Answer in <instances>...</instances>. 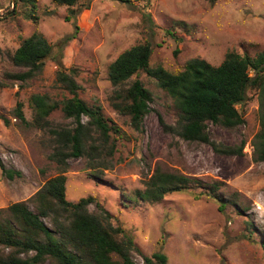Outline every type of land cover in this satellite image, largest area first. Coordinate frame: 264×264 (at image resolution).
Returning a JSON list of instances; mask_svg holds the SVG:
<instances>
[{"label": "rangeland", "instance_id": "374dc122", "mask_svg": "<svg viewBox=\"0 0 264 264\" xmlns=\"http://www.w3.org/2000/svg\"><path fill=\"white\" fill-rule=\"evenodd\" d=\"M86 2L89 7L84 6L76 17V29L72 21H66L69 7L53 0H36V20L26 17L29 8L24 1L0 0V113L10 120L6 124L0 118V209L27 201L36 211L31 198L58 173L57 164L49 159L51 132L33 123L31 96L47 93L59 103L49 117L51 122L72 125L62 110L71 94L56 83L59 68L53 60L27 82L5 77L8 71L22 70L12 62L22 40L40 32L55 52H63L65 66L77 72L80 97L100 106L125 133L117 140L114 155L107 157V168H88L84 157L70 160L67 198L77 202L96 197L112 214L113 224L134 237L139 250L133 256L138 264H144L142 254L155 252L165 253L167 264H264V161H255L253 145L262 130L259 91L249 90L240 108L244 123L231 128L209 123L211 138L220 146L239 147L245 142L242 153L229 154L165 132L160 119L176 124L179 112L169 93L146 72L132 80L139 78L152 91L153 101L142 129H134L129 117L112 106L117 88L108 76L110 65L122 52L145 42L153 46L150 66L173 72L194 58L218 66L229 51L256 56L264 50V0ZM18 102L24 104L26 122L15 118ZM1 164L19 174L8 177ZM156 168L205 184L219 183L216 193L224 198V209L196 184L167 194L160 202L141 200L135 194L145 188L144 181ZM89 209L100 212L96 203Z\"/></svg>", "mask_w": 264, "mask_h": 264}, {"label": "trees", "instance_id": "16d2710c", "mask_svg": "<svg viewBox=\"0 0 264 264\" xmlns=\"http://www.w3.org/2000/svg\"><path fill=\"white\" fill-rule=\"evenodd\" d=\"M22 1L29 8L26 17L36 20V0ZM86 1L91 0H53V3L69 7L66 21H72L78 29L75 19L84 6L89 7V4H84ZM152 54L150 42L137 44L122 52L109 68V79L117 88L112 106L121 115L129 117L134 129H142L153 101L152 91L139 78L132 80L134 76L146 72L169 93L179 112L176 124L160 119L165 132L187 141L208 143L220 153H242L245 142L239 147H222L213 141L208 131L209 123L229 128L244 123L240 108L246 104L249 90H258L262 130L253 142L254 159L264 161V50L256 56L229 51L218 66L205 59L194 58L179 72L162 66L151 67ZM49 60H53L59 68L56 83L71 94L63 101L62 110L67 118L72 119V125L51 122L49 117L59 103L47 93L31 96L33 123L51 132L53 148L49 159L57 164L58 173L47 179L31 198L36 203V211L27 201L15 202L0 209V264H43L47 260L58 264H138L133 256V252L139 250L134 237L120 225L113 224L112 214L97 202L96 197L90 195L73 202L66 193L70 160L84 157L88 168H107V157L114 155L117 140L125 136L121 127L106 117L100 106L89 105L80 97L81 86L75 76L77 72L65 66L63 52H55L54 45L40 32L22 40L12 55L13 64L22 70L8 71L5 77L27 82L41 74ZM23 107L24 104L18 102L14 114L15 118L26 122ZM84 117L87 119L84 120ZM0 118L6 124L10 123L1 113ZM2 168L10 178L19 174L4 165ZM193 184L209 189L202 192L216 199L219 207L224 209V198L216 193L219 183L205 184L200 179L160 168H156L144 181L145 188L138 190L135 196L156 203L167 194L191 189ZM93 203L100 208V212L89 209ZM44 219H49L52 225ZM262 245L264 247V240ZM142 256L144 264L168 263V256L163 252Z\"/></svg>", "mask_w": 264, "mask_h": 264}]
</instances>
